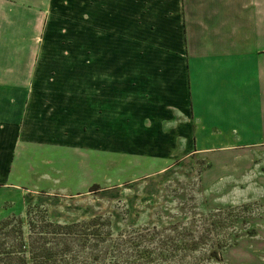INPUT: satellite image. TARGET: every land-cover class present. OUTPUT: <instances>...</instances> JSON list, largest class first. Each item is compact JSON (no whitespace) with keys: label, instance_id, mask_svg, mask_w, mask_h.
Returning a JSON list of instances; mask_svg holds the SVG:
<instances>
[{"label":"rangeland","instance_id":"1","mask_svg":"<svg viewBox=\"0 0 264 264\" xmlns=\"http://www.w3.org/2000/svg\"><path fill=\"white\" fill-rule=\"evenodd\" d=\"M50 5L0 14V218L39 206L59 223L102 217L114 234L154 227L178 242L170 264H264V151L171 157L118 134L92 141L78 115L89 95L75 99L89 91L90 0Z\"/></svg>","mask_w":264,"mask_h":264},{"label":"crops","instance_id":"2","mask_svg":"<svg viewBox=\"0 0 264 264\" xmlns=\"http://www.w3.org/2000/svg\"><path fill=\"white\" fill-rule=\"evenodd\" d=\"M52 1L0 0V14L18 15L21 3L40 13ZM90 7V64L80 73L89 91L76 87L75 99L89 95L78 115L89 118L92 141L118 134L171 157L264 151V0H90Z\"/></svg>","mask_w":264,"mask_h":264},{"label":"trees","instance_id":"3","mask_svg":"<svg viewBox=\"0 0 264 264\" xmlns=\"http://www.w3.org/2000/svg\"><path fill=\"white\" fill-rule=\"evenodd\" d=\"M26 214L25 219L0 218V264H170L183 259L176 253L178 242L154 227L114 234L102 217L59 223L39 206H28Z\"/></svg>","mask_w":264,"mask_h":264}]
</instances>
